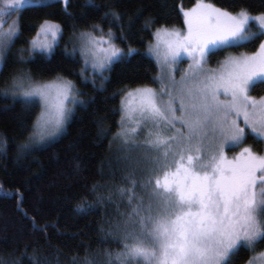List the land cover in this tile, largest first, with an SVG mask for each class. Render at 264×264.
<instances>
[{
	"label": "snow or ice",
	"instance_id": "1",
	"mask_svg": "<svg viewBox=\"0 0 264 264\" xmlns=\"http://www.w3.org/2000/svg\"><path fill=\"white\" fill-rule=\"evenodd\" d=\"M2 3L0 64L20 35L19 17L12 24L6 18L20 11L25 0ZM88 4L96 7L92 0ZM182 14L186 31L156 29L151 33L156 43L150 44L148 51L157 63L165 65L187 55L192 64L181 79L182 83L191 81L192 86L181 88L177 96L159 80L158 91L144 86L122 92L117 136L131 145L128 151L142 149L146 153L147 167L142 170L140 186L151 188L152 196L147 205L137 200L134 175L128 178L130 188L97 195V201L103 202L118 194L127 199L130 209L120 214V220L108 221L101 228L122 251L106 252L107 259L99 264H233L232 257L242 245L253 252L264 245V155L254 150L264 145V96L252 95L258 88L264 89V42L252 55L228 56L218 69L205 67L211 56L264 38V13L252 16L248 9L229 11L197 0ZM109 16L117 22L122 19L116 10L105 12L104 18ZM253 20L259 26L256 31L250 25ZM155 24L154 19H147L144 30ZM62 32L59 24L42 23L37 38L30 42L33 53L50 54ZM79 39L87 46L85 55L92 56V68L101 72L136 51L129 47L125 52L116 43L123 37L116 36L111 27L105 33L99 24L82 31ZM20 62L27 61L21 57ZM77 94L71 81L59 77L54 83H40L21 71L11 80H2L0 96L11 97L26 109L37 103L41 108L28 129L27 141L18 145L19 155L63 131L72 113L67 105L80 103ZM145 129L144 143H137ZM249 141L252 146L242 147L239 155L228 158L226 147H240ZM6 147L0 137V152ZM92 194L96 195L95 189ZM83 209L81 204L79 210ZM0 264L9 262L0 257ZM72 264H77L76 258ZM80 264L97 262L86 255Z\"/></svg>",
	"mask_w": 264,
	"mask_h": 264
},
{
	"label": "trees",
	"instance_id": "2",
	"mask_svg": "<svg viewBox=\"0 0 264 264\" xmlns=\"http://www.w3.org/2000/svg\"><path fill=\"white\" fill-rule=\"evenodd\" d=\"M204 1L229 11L264 13V0ZM196 3L197 0H92L96 6L92 7L88 0H25V6L13 12L19 17L20 35L5 56L0 85L3 79L11 80L21 71L40 83L59 77L73 83L80 103L73 106L65 130L55 140L21 156L18 145L27 141L28 129L41 108L37 103L26 109L18 101L13 103L11 97L0 96V137L7 143L0 152V257L9 264H72L73 258L80 264L86 255L99 264L107 259L106 252L122 251L101 228L130 211L127 199L117 194L111 201L98 202L97 195L130 188L128 178L133 175L138 181L137 200L147 205L152 191L140 186L142 170L147 167L146 153L142 149L128 151L131 145L122 149L114 142L120 130L122 92L157 85L159 66L148 53L154 39L151 33L160 27L184 29L182 11ZM110 10L118 11L122 19H105V12ZM149 18L156 24L145 31ZM45 21L61 25L62 35L50 54L33 53L30 42ZM94 24L101 25L105 33L111 27L116 36L123 37L116 41L117 45L125 52L131 47L135 53L112 64L109 70L91 69L83 59L86 51L75 46L81 41L80 33L91 31ZM262 41L263 38L229 49L250 54L259 49ZM225 52L211 56L209 62L218 64ZM21 57L27 62L21 63ZM253 94L261 96L264 89L258 88ZM254 150L264 155V145ZM81 204L83 211L79 210ZM261 253L264 245L255 252L242 245L232 257L233 264H264Z\"/></svg>",
	"mask_w": 264,
	"mask_h": 264
},
{
	"label": "rangeland",
	"instance_id": "3",
	"mask_svg": "<svg viewBox=\"0 0 264 264\" xmlns=\"http://www.w3.org/2000/svg\"><path fill=\"white\" fill-rule=\"evenodd\" d=\"M52 1H55V0H35V2L36 3H44V2H52ZM205 3H209V2H207V1H204ZM191 9V8H190ZM186 10H189V9H184L183 11H186ZM252 15V14H251ZM252 16H258V15H252ZM17 17H18V14H17V16H15L14 14H13V16H10L9 18H6L7 19V22H8V24H12L13 23V21H16L17 20ZM52 23H54V22H52ZM250 25L252 26V29H253V31H256V30H258V23L255 21V20H253V21H250ZM5 28H7V24L5 25ZM161 28V27H160ZM158 29V28H157ZM169 29H177V30H184V31H186V27L183 29V28H178V27H174V28H169ZM156 31V29L153 31V32H155ZM60 36V35H59ZM59 36L56 38V40L54 41V44L57 42V40H58V38H59ZM35 38H37V35L33 38V39H35ZM40 39H44V37H40ZM49 41H52V38H51V36H49L48 38H47ZM262 42H264V38H263V41ZM156 43V41H155V39H153V42L151 43V44H155ZM75 47H81V48H83L85 51H87V46L84 44V42L83 41H77V43H76V46ZM10 50V49H9ZM9 50L5 53V56L7 55V53H9ZM258 51V50H257ZM256 51V52H257ZM86 53V52H85ZM148 53H149V51H148ZM255 53V52H254ZM254 53H250V54H247V53H235V52H233V51H231L230 49H227L226 50V52H225V56H224V58L218 63V64H211L210 62L207 64V65H205V67L206 68H210V69H218L219 68V66H220V64H222L224 61H225V59L228 57V56H239V55H252V54H254ZM85 57V58H84ZM83 57V59H84V61L85 60H87L88 61V63L87 64H89L90 66H91V69H93L92 68V63H93V60H92V56L91 55H85ZM154 59H155V57L154 56H152ZM156 60V59H155ZM86 64V63H85ZM192 64V60L187 56V55H182L181 56V58H179V60L176 62V63H174V64H172V63H170V64H167V65H165V64H163V63H158V66H159V73H158V76H157V85H155V86H147V87H151V88H154V89H156L157 91L159 90V87H160V84H159V80H163L164 81V83L166 84V85H168V87L169 88H171L172 89V91H173V94L174 95H179L180 94V89L181 88H188V87H191L192 85H191V81H188L187 83H182V77H184L185 75H186V73H189V71H190V65ZM1 67H2V64H0V69H1ZM159 78V79H158ZM174 78V79H173ZM54 82H57V80L56 81H49V82H42V83H54ZM144 87V86H143ZM126 90H128V89H126ZM54 95V94H53ZM252 95L253 96H255L254 94H253V92H252ZM261 96H264V94L263 95H261ZM257 97H259V96H257ZM76 99H77V97H76ZM221 99H223V97H221ZM78 100V99H77ZM187 102V101H186ZM68 107H70V108H72L73 109V106L74 105H72V104H68L67 105ZM177 107H179V102L177 101V105H176ZM40 115V114H39ZM177 115H180V113L178 112L177 113ZM69 120V119H68ZM68 122V121H67ZM66 125H67V123L65 124V126H64V129H63V131L65 130V127H66ZM132 126H134V125H132ZM180 125L179 124H177V127H179ZM241 127H244V125H243V123L241 122ZM121 130V129H120ZM120 130H119V132H120ZM62 131V132H63ZM61 132V133H62ZM60 133V134H61ZM60 134H58L54 139H52V140H50V141H48V142H51V141H53V140H55ZM146 137H147V129H145L144 130V132L142 133V135L138 138V140H137V143H140V144H143L144 143V140L146 139ZM114 142L119 146V147H122V149H124L123 147H125V149H127L126 148V146H128V145H125L123 142H122V140L117 136V134H116V136H115V138H114ZM248 146H252V145H250V144H245V145H242V146H240V147H235V148H232V147H226L225 148V152H226V155L228 156V158L229 159H232L234 156H237V155H239V153H240V151L242 150V147H248ZM152 196V191H151V195H150V197ZM263 258H264V256H263ZM260 264V263H259Z\"/></svg>",
	"mask_w": 264,
	"mask_h": 264
}]
</instances>
